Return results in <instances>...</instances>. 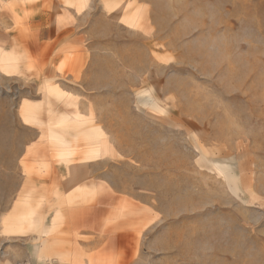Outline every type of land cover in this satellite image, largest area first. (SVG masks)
I'll return each instance as SVG.
<instances>
[{
	"label": "rangeland",
	"instance_id": "obj_1",
	"mask_svg": "<svg viewBox=\"0 0 264 264\" xmlns=\"http://www.w3.org/2000/svg\"><path fill=\"white\" fill-rule=\"evenodd\" d=\"M9 1L0 50L19 69H0V256L69 264L65 244L83 263L99 252L95 264H264V0H83L80 11L19 0L75 9L58 37L27 18L17 36ZM60 42L76 45L68 62ZM23 99L38 105L27 121ZM88 129L102 131L104 155H85L102 140ZM29 144L48 169L24 170ZM78 190L94 199L69 217L63 196ZM25 194L37 211L7 232Z\"/></svg>",
	"mask_w": 264,
	"mask_h": 264
},
{
	"label": "crops",
	"instance_id": "obj_2",
	"mask_svg": "<svg viewBox=\"0 0 264 264\" xmlns=\"http://www.w3.org/2000/svg\"><path fill=\"white\" fill-rule=\"evenodd\" d=\"M37 3L38 1L36 2L32 1L29 4L27 1L21 2L19 0L18 1L16 0L13 2L9 1V4L5 5L6 11L9 13V16H10V22L14 24L13 29H15V33L17 36L21 35L19 30H21L24 27L22 24L23 18L25 19L27 18V21L29 23L28 28L30 31L32 30L34 31L35 29H36L35 31H38L37 27L42 28L45 25L46 28L42 29V31L47 32V33L57 32L56 36L58 37L62 35L61 33L64 32V30L68 29L70 26L73 25L74 22L73 23L72 21L69 22L70 18L68 17L70 15H72L73 17H76L79 14L76 11H74L75 9H72L71 12L68 11L69 14H67V12L62 11V10H59L57 12H50L48 10H45V8H43L42 5L38 6ZM68 3L72 4L74 8H76L77 11L78 10L80 11L84 5L83 0H69ZM107 5L109 7H113L111 4H107ZM66 20H67V23H66ZM123 21L128 25H133L135 18L133 19L132 17L127 16L123 18ZM45 37L42 39V41L47 42L48 44L49 43L53 44L50 38L49 40L47 39L48 37H51V35L48 36V34H46ZM74 46L76 45H73L72 43H69V42L67 43L60 42L59 44L55 45V49H56L55 52H58V54L55 53L57 61L59 62V61L66 59V56L63 53L64 49L68 47H74ZM66 61L68 62L67 59ZM0 69L5 72H16L17 69H19L16 55H14L12 52H9L7 50L5 51L0 50ZM50 91H53L54 93L56 92L55 94L57 95L61 94L60 91H57V89H54V88H52ZM37 106L38 105H36V103L30 100H27V99H23L22 104L20 106V113L22 114V117L25 121L29 120V118L32 117L31 115H34ZM74 117H75L73 119L74 121L71 124L75 127L81 126L84 121L81 119H77L78 115H74ZM67 118L68 117H66L65 115H62L59 119L63 121L64 123L67 121ZM80 132L82 135L87 134L89 132L93 137L103 136V133L100 129H96L92 131L88 129V131L86 130V131H80ZM51 135L52 137L55 136L54 134H51ZM104 141H105V138L102 137V140L100 139L99 142L95 146L89 148V150L86 151L85 155L87 157L88 156L98 157V156L104 155V149H103ZM37 152H38V147H36L35 144H29L28 146H26V151H25L24 156L26 159L31 158L32 161H28V160L23 161L22 164H23L24 170L29 171L31 169V166H35V165L36 167L38 166L39 169H48L49 163L47 159H45L43 155L39 156ZM72 153L73 152L71 150H59L57 151L56 156L59 159H62L63 161L67 162L69 161L68 158L71 156ZM92 195H93L92 191L82 192V190L81 191L78 190L76 192H69L65 194L63 196L62 202L66 204L65 208L67 207L70 208L67 215H69V217L71 216L79 217V215L83 213L81 211H82V207L84 206V204L94 199ZM19 196H17L18 198L15 200L12 210L9 212L8 216L6 217L7 223H6L5 229L7 230V232H13L15 234L21 233L22 231L26 229L27 226L30 225L31 218L33 217V214H35V212L37 211V209L35 210V205H37V203H35V201L31 199V196L27 194L22 195L20 197ZM56 216L58 218L62 217L60 212ZM40 220L41 219H39L38 222ZM38 228L40 227L38 226ZM76 233L77 231L74 230V234ZM55 243H56L55 241L51 242L50 245L55 244ZM57 254L59 255L62 261H65V260L69 261L68 262L69 264H87L89 258H91V261H94V264H95L96 260L99 258L101 259L102 257L99 252L98 253L96 252V254L87 253L86 255L87 261L83 263L82 261H80L81 254L77 253L74 250L69 251V249L65 246V244H63V250L57 251ZM15 261H16L15 258L14 260H12L11 257L2 258L0 256V264H14Z\"/></svg>",
	"mask_w": 264,
	"mask_h": 264
}]
</instances>
